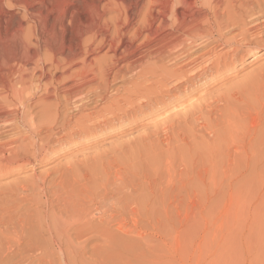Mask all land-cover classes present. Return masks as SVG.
Here are the masks:
<instances>
[{
  "label": "rangeland",
  "instance_id": "1",
  "mask_svg": "<svg viewBox=\"0 0 264 264\" xmlns=\"http://www.w3.org/2000/svg\"><path fill=\"white\" fill-rule=\"evenodd\" d=\"M117 1L130 2L131 12L143 0ZM106 2L12 0L8 6L0 4V46L13 38L8 44L16 46L7 52H14L12 60V53H6V59L13 62L22 51L20 27L29 32L36 26L42 37L52 34L56 42L51 44L59 50L63 38L77 42L80 21L87 20L93 6ZM23 9L30 17L24 16ZM263 69L264 53L250 63H235L234 70L199 86V92L179 95L178 104L137 113L120 128L114 125L65 138L68 143L52 146L49 161L35 166L38 185L28 166L0 165V264H27V257H10L7 249L22 239L40 242V222L50 220L69 228L91 220L97 226L111 206H116V212L105 227L109 241L94 237L82 242L87 249L78 243L82 255L77 251V258L71 255L70 262L65 257L69 264H79V256L80 264L96 259L95 264H264ZM213 95L216 100L210 99ZM206 97L212 102L210 108H217L210 117L171 127L175 113ZM122 219L124 236L117 227ZM37 258L31 256L29 264L37 263ZM50 261L45 258L47 264Z\"/></svg>",
  "mask_w": 264,
  "mask_h": 264
},
{
  "label": "bare ground",
  "instance_id": "2",
  "mask_svg": "<svg viewBox=\"0 0 264 264\" xmlns=\"http://www.w3.org/2000/svg\"><path fill=\"white\" fill-rule=\"evenodd\" d=\"M11 1L0 0V4L8 6ZM125 3L107 0L99 8L87 7L90 11L87 20L80 21L77 42L63 38L62 42L58 41L60 46L55 43L59 50L51 44L56 42L53 35L42 37L36 26L32 33L29 29V32L18 29L22 51L13 62L10 61L14 52L9 53H12L10 61L6 58L8 50L16 47L8 44L14 38H7L10 41L6 46L3 42L0 46V165L28 166L34 180L35 166L49 161L52 146L65 142V138L86 136L114 125L120 128L137 113L178 104L179 95L199 92V86L202 88L219 74L234 70L235 63H250L264 53V0H143L135 5L134 11L131 9L133 12H129L130 2ZM29 13L23 9L24 16L28 17ZM29 63L32 66L27 68ZM213 98L214 95L210 97ZM210 99L199 98L188 110L175 113L171 121L168 119L170 125L177 129L182 121L188 126L214 113L217 108H210ZM174 124L178 125L174 127ZM33 182L38 185L36 180ZM114 212L116 206L104 210L97 226L91 220L80 223L79 216V223L72 222L69 228H61L64 225L50 220L42 221L39 231L42 240H19L16 247L6 248L8 256L29 259L37 255L38 264H47L45 258L67 264L77 258L78 243L94 237L109 241L110 232L106 228L115 217ZM124 220L117 226L118 234L123 236Z\"/></svg>",
  "mask_w": 264,
  "mask_h": 264
}]
</instances>
